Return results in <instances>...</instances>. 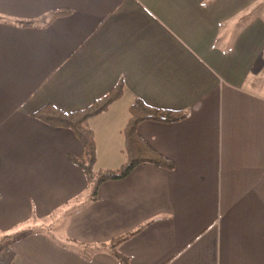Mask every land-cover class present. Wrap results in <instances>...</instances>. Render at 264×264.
Returning <instances> with one entry per match:
<instances>
[{"label": "crops", "instance_id": "1", "mask_svg": "<svg viewBox=\"0 0 264 264\" xmlns=\"http://www.w3.org/2000/svg\"><path fill=\"white\" fill-rule=\"evenodd\" d=\"M56 8L71 12L43 25ZM0 16L37 23L0 19V237L23 232L1 264H120L93 248L138 228L117 246L130 264H264V0H0ZM120 77L88 122L95 162L124 150L135 98L187 115L136 127L172 169L138 164L91 199L67 158L80 141L32 114L84 108Z\"/></svg>", "mask_w": 264, "mask_h": 264}, {"label": "trees", "instance_id": "2", "mask_svg": "<svg viewBox=\"0 0 264 264\" xmlns=\"http://www.w3.org/2000/svg\"><path fill=\"white\" fill-rule=\"evenodd\" d=\"M256 7L257 6L251 7L248 12L238 15L236 18V24L240 25L251 17L255 10L258 9ZM70 12L71 10L67 8L53 9L50 12V18L43 25L49 24L55 17L68 15ZM0 19L5 22L18 24L20 26L37 25V23L33 20H9L6 18L2 19L1 16ZM258 78L260 79L258 82H260L261 87L264 86V76L261 75V77ZM253 85H255V82ZM124 89V81L120 77L118 81L108 90V92H106V94L93 100L84 108L65 112L51 104H45L32 114L37 119L52 127L69 128L80 141L83 146V153L79 156L67 154V158L83 170L90 188L91 199H97V189L102 181L123 178L138 164L152 163L167 169L173 168V163L169 159L162 156L138 137L136 127L138 123L143 120H153L159 122L178 121L186 117L187 113L184 111L152 107L144 103L140 98H135L129 106V117L123 129L124 152L126 155L124 164L118 168L108 170L105 169L100 172L94 171L93 166L96 161V144L93 131L88 123L89 119L100 114L106 110L112 102L119 99L122 96ZM138 229L118 236L107 243L97 244L93 249H107L118 259L120 264H130L129 258L120 253L117 250V246L120 242L126 240L134 234ZM22 234V231L4 234L0 237V241L5 242L9 239H15ZM81 245L86 249L93 247L90 245ZM5 255L6 250L4 248H0V264L3 262Z\"/></svg>", "mask_w": 264, "mask_h": 264}, {"label": "rangeland", "instance_id": "3", "mask_svg": "<svg viewBox=\"0 0 264 264\" xmlns=\"http://www.w3.org/2000/svg\"><path fill=\"white\" fill-rule=\"evenodd\" d=\"M261 69L262 70H260L259 73L264 71V68H261ZM262 87L264 88V86H262ZM123 100H121V102L119 103V107L117 108V113H119V111H122L125 109L124 108L125 102ZM111 154L112 155H110V153H109L107 155L103 152V150H101V153L97 157V162H95L94 166H93V169L95 172H100V171L105 170V169L106 170L113 169V167H115L117 165L116 163L118 161H122L123 159L126 160V155H125V152L122 148H117V149L114 148L113 153H111ZM61 212H62V209H60L58 212H56L55 216L59 215ZM55 216H53V217H55ZM53 217L51 216V217L45 218L41 222L48 224L50 222V220H52Z\"/></svg>", "mask_w": 264, "mask_h": 264}]
</instances>
